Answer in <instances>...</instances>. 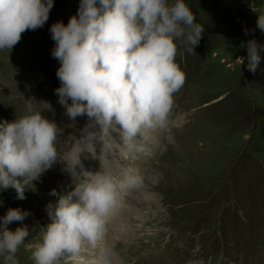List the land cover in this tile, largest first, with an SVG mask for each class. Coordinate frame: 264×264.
Segmentation results:
<instances>
[{"label":"rangeland","instance_id":"rangeland-1","mask_svg":"<svg viewBox=\"0 0 264 264\" xmlns=\"http://www.w3.org/2000/svg\"><path fill=\"white\" fill-rule=\"evenodd\" d=\"M185 2L204 31L192 52L178 42L184 85L165 123L144 130L131 146L119 126L101 140L94 121L87 115L69 119L58 102L60 62L52 56L50 29L60 21L67 25L80 0H54L43 27L0 50V123L24 114L26 99L34 98L62 130L56 139L60 160L26 187L25 199L0 188V226L9 209L28 213L7 225L29 230L18 264H34L32 246L51 223L49 205L75 187L63 160L79 153L83 167L77 172L119 176L131 167L143 177L142 187L121 194L106 225L101 244L113 248V264H264V51L254 74L247 60H236L247 56L248 41L264 45L257 27L264 0ZM101 244L85 242L81 260H98Z\"/></svg>","mask_w":264,"mask_h":264},{"label":"clouds","instance_id":"clouds-1","mask_svg":"<svg viewBox=\"0 0 264 264\" xmlns=\"http://www.w3.org/2000/svg\"><path fill=\"white\" fill-rule=\"evenodd\" d=\"M53 3L0 0V50L13 49L25 31L43 27ZM257 27L264 32V14H259ZM203 31L185 0H80L67 25L60 21L50 29L52 56L60 62L58 102L69 119L87 115L94 121L101 140L119 126L131 146L144 130L165 123L186 79L177 61L178 42L191 45L192 52ZM246 47L247 56L236 60L241 65L247 60L254 74L264 45L252 39ZM36 105L34 98L26 99L24 114L0 123V188L15 189L18 199H25L26 187L59 159L56 139L62 130ZM63 161L75 187L49 205L52 222L42 242L32 246L34 264H61V257L78 255L85 242L101 244L121 194L143 186V177L131 167L116 176L107 170L77 172V166L83 167L80 153ZM51 194L57 195L56 190ZM27 215L13 208L3 218V264H18L16 253L29 236L27 226L11 231L7 225ZM114 257L113 248L101 244L97 264H113Z\"/></svg>","mask_w":264,"mask_h":264},{"label":"bare ground","instance_id":"bare-ground-1","mask_svg":"<svg viewBox=\"0 0 264 264\" xmlns=\"http://www.w3.org/2000/svg\"><path fill=\"white\" fill-rule=\"evenodd\" d=\"M47 218H49L47 221L48 222H52V220H50L51 219V217H50V215L48 214L47 215ZM104 241H106V239H105V236H104V238H103V241L102 242H104ZM86 246V245H85ZM88 247H85L84 248V250H83V254H84V252L85 253H87V251H86V249H87ZM89 250H91L90 248H89ZM89 254V253H88ZM85 255V254H84ZM72 257H74V260H69L71 257H64L61 261V264H68V263H71V262H73L74 261V263L75 264H97V261L98 260H95V259H90V258H87L86 257V259H84V261H82L81 259H83V255H78V256H72ZM85 257V256H84Z\"/></svg>","mask_w":264,"mask_h":264}]
</instances>
